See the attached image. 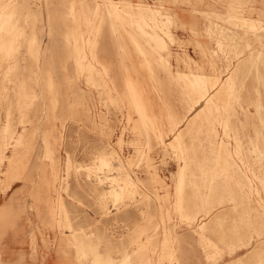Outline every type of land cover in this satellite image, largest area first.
I'll list each match as a JSON object with an SVG mask.
<instances>
[{
    "label": "rangeland",
    "instance_id": "1",
    "mask_svg": "<svg viewBox=\"0 0 264 264\" xmlns=\"http://www.w3.org/2000/svg\"><path fill=\"white\" fill-rule=\"evenodd\" d=\"M114 1L117 35L102 0H0V264H63L49 215L59 199L57 221L69 228L57 235L84 239L66 264H167L171 257L179 264L178 245L187 264H260L264 0H204L201 32L218 61L210 76L179 74L169 62L166 13L185 24L186 8ZM123 68L150 90L165 144L182 137L181 210L178 159L137 129L123 99ZM111 150L144 188V202H105L91 172L69 168H90ZM19 171L31 179L15 178Z\"/></svg>",
    "mask_w": 264,
    "mask_h": 264
},
{
    "label": "bare ground",
    "instance_id": "2",
    "mask_svg": "<svg viewBox=\"0 0 264 264\" xmlns=\"http://www.w3.org/2000/svg\"><path fill=\"white\" fill-rule=\"evenodd\" d=\"M109 10L112 11L113 17H107L108 24L112 32L117 35L119 27L117 18L120 13L116 7L114 0H102ZM146 1L152 5L164 7L166 4L173 5L178 8H186L188 19L185 24L180 20L179 15L173 10H169L166 14L169 15L173 35L171 38L172 50L170 53L169 62L173 70L179 74L189 76H205L214 75L217 72L218 61L215 57L213 46L208 38L203 37L201 32V21L197 12L207 7L204 0H139ZM210 2V1H209ZM210 4V3H208ZM218 6V3H217ZM259 8V7H258ZM264 9V8H263ZM224 10V9H223ZM260 10V9H259ZM263 13V12H262ZM251 14V13H250ZM257 14V13H255ZM259 15V14H258ZM257 15V16H258ZM249 18V16H248ZM251 18V17H250ZM257 20V18H256ZM180 33L186 34L185 38L180 37ZM264 35V30H262ZM261 38V37H260ZM264 40V39H263ZM260 45H264L261 40L258 41ZM190 48L194 52L192 55ZM122 94L127 109L135 118V124L139 132L149 140L154 137L161 147H167L171 150L178 159L177 172V199L178 209H182L183 190L187 177L186 167L188 163L187 153L184 148L182 137L174 134L172 141L165 144V133L161 125H159L158 115L156 113V106L151 99V92L142 86L138 80L132 76L126 68H123L121 73ZM43 99V98H42ZM159 115L160 111H159ZM128 123L132 118L127 119ZM146 148H142L136 160V165L140 166L145 160ZM70 170L75 173H80L83 170L89 171L93 174L95 183L107 191L103 197V201H111L114 205L123 204L128 200H137V203H142L147 199V195L142 185L138 184L134 173L125 165L120 154L114 150L103 152L96 156L93 160L92 166L83 167L79 165L69 164ZM47 187L50 186L49 172H46ZM20 177L21 181H29L31 176L28 172H18L15 178ZM249 188L241 186L240 190L245 191ZM200 202L204 206V210L208 211L207 205H204L203 198L200 197ZM64 210V204L61 199L57 203H52L49 207V215L54 224V232L56 234V247L61 262L66 264L68 261L74 262L79 254L80 249L84 245V239L80 232H73L68 236L65 234L57 235V231L61 226V231H67L68 226L60 224L57 220ZM204 215H202V218ZM204 220H201L203 223ZM178 241L179 238H178ZM179 264H187L186 255L183 254L181 247L176 248ZM173 257H171L167 264H174Z\"/></svg>",
    "mask_w": 264,
    "mask_h": 264
},
{
    "label": "snow or ice",
    "instance_id": "3",
    "mask_svg": "<svg viewBox=\"0 0 264 264\" xmlns=\"http://www.w3.org/2000/svg\"><path fill=\"white\" fill-rule=\"evenodd\" d=\"M260 264H264V258L261 259Z\"/></svg>",
    "mask_w": 264,
    "mask_h": 264
}]
</instances>
